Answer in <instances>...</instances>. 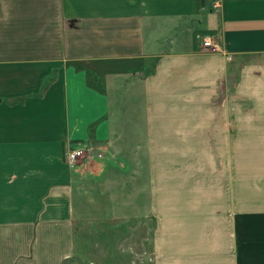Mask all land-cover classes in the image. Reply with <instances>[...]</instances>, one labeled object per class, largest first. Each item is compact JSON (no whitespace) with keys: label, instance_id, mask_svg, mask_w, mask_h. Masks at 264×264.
<instances>
[{"label":"crops","instance_id":"1","mask_svg":"<svg viewBox=\"0 0 264 264\" xmlns=\"http://www.w3.org/2000/svg\"><path fill=\"white\" fill-rule=\"evenodd\" d=\"M86 205L152 264H264V0H0V264H66Z\"/></svg>","mask_w":264,"mask_h":264},{"label":"rangeland","instance_id":"2","mask_svg":"<svg viewBox=\"0 0 264 264\" xmlns=\"http://www.w3.org/2000/svg\"><path fill=\"white\" fill-rule=\"evenodd\" d=\"M168 31L166 40L169 37H174L180 29L171 28ZM135 100L123 104L125 105V112L130 114L137 110V102ZM130 125L128 120L127 127L129 128ZM84 145L80 143L70 148ZM87 146L91 147L90 144ZM104 151L98 150L97 147L90 151L86 150L75 165L84 159L104 158L106 154ZM120 200L118 199V201ZM86 209V215H83V223H76L75 246L73 254L70 258H67L66 264H152L151 233L154 224L152 217L147 219L148 228L140 220V215L138 216L136 213L128 218L122 215L112 218L107 213L108 211L97 213V205L95 207L94 205H86ZM126 210V206L121 204L112 203L110 207V212L112 213H127L129 215V209L128 211Z\"/></svg>","mask_w":264,"mask_h":264},{"label":"built area","instance_id":"3","mask_svg":"<svg viewBox=\"0 0 264 264\" xmlns=\"http://www.w3.org/2000/svg\"><path fill=\"white\" fill-rule=\"evenodd\" d=\"M212 7H216L218 5V0H209ZM201 46L207 48L210 51H219L222 50L220 43L216 40L214 35L212 34H205L202 36L201 39ZM228 58H231V55H228ZM91 147L80 146V147H74L69 148L65 155H66V161L67 163L73 167L76 163L79 157H82L84 155V152L90 151L91 149H95L97 145H90ZM100 153V152H99ZM101 155V154H99Z\"/></svg>","mask_w":264,"mask_h":264},{"label":"trees","instance_id":"4","mask_svg":"<svg viewBox=\"0 0 264 264\" xmlns=\"http://www.w3.org/2000/svg\"><path fill=\"white\" fill-rule=\"evenodd\" d=\"M199 1H201V0H199ZM209 4H210V7H211V3H210V1H209ZM75 63V62H74ZM76 64V66H79L80 64L79 63H75Z\"/></svg>","mask_w":264,"mask_h":264}]
</instances>
